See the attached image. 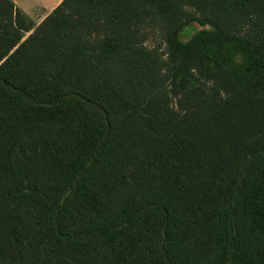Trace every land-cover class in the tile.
Masks as SVG:
<instances>
[{
	"label": "trees",
	"instance_id": "16d2710c",
	"mask_svg": "<svg viewBox=\"0 0 264 264\" xmlns=\"http://www.w3.org/2000/svg\"><path fill=\"white\" fill-rule=\"evenodd\" d=\"M0 264H264V0H0Z\"/></svg>",
	"mask_w": 264,
	"mask_h": 264
},
{
	"label": "crops",
	"instance_id": "0c3cea01",
	"mask_svg": "<svg viewBox=\"0 0 264 264\" xmlns=\"http://www.w3.org/2000/svg\"><path fill=\"white\" fill-rule=\"evenodd\" d=\"M38 25L63 0H12Z\"/></svg>",
	"mask_w": 264,
	"mask_h": 264
},
{
	"label": "rangeland",
	"instance_id": "374dc122",
	"mask_svg": "<svg viewBox=\"0 0 264 264\" xmlns=\"http://www.w3.org/2000/svg\"><path fill=\"white\" fill-rule=\"evenodd\" d=\"M202 29H210L209 25H201L198 22H192L188 26H186L183 31L181 32V39L184 41L189 40L196 32L202 30ZM29 33H27L28 35ZM149 45H161L160 50L165 49V45L161 42V39L159 38L158 35L151 34L149 40H148ZM237 60H240L241 57L240 55L236 56Z\"/></svg>",
	"mask_w": 264,
	"mask_h": 264
}]
</instances>
